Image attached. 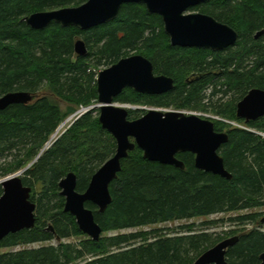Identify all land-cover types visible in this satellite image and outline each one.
Returning a JSON list of instances; mask_svg holds the SVG:
<instances>
[{"label": "trees", "instance_id": "1", "mask_svg": "<svg viewBox=\"0 0 264 264\" xmlns=\"http://www.w3.org/2000/svg\"><path fill=\"white\" fill-rule=\"evenodd\" d=\"M86 1L0 0V97L12 91L35 95L29 104L0 110V180L36 160L68 114L98 104L99 67L113 65L133 52L149 58L155 74L173 77L175 85L159 95L126 88L115 98L116 103L193 110L208 104L218 115L245 122L249 128L226 131L229 142L219 150L231 180L198 169L191 152L177 155L185 164L180 169L150 161L136 147L122 160V169L110 185L112 202L107 209L101 213L96 205L87 203L103 229L100 240L95 241L65 212L60 188V181L73 171L78 176L77 190L85 192L94 173L116 152V139L99 121L100 109L89 110L22 173L24 184L32 187L36 226L0 241L3 248L26 246L0 253V264H71L85 258H92L86 264H194L222 236L194 231L192 225L184 227L187 234L173 237L158 231L103 235L264 206V136L259 133H264V117L246 122L237 116L239 101L254 88L264 89V32L256 37L264 31V0H208L190 9L238 31L235 45L220 51L173 46L162 17L142 3L124 4L116 19L90 29L55 22L34 29L25 21L35 12L80 6ZM79 37L88 48L84 56L75 53ZM57 98L71 105L68 112L62 111ZM134 114L137 112L130 109L129 119L139 118ZM214 124L217 131H223ZM2 193L0 184V196ZM257 217L248 214L236 220ZM74 236L85 238L79 243L27 247ZM237 236V243L227 251V261L260 264L264 230Z\"/></svg>", "mask_w": 264, "mask_h": 264}, {"label": "water", "instance_id": "2", "mask_svg": "<svg viewBox=\"0 0 264 264\" xmlns=\"http://www.w3.org/2000/svg\"><path fill=\"white\" fill-rule=\"evenodd\" d=\"M207 1L87 0L80 6L35 12L25 21L34 29H45L54 22L64 27L90 29L116 19L124 4L142 3L149 12L162 17L165 32L173 46L220 51L235 45L239 38L237 30L209 14L190 11ZM263 32H258L256 37ZM74 48L80 56L88 52L86 42L81 38L75 41ZM97 84L98 104L93 107L100 109L102 127L116 139V152L94 173L85 192L77 190L78 176L73 171L60 181L65 212L76 218L81 231L91 239L99 241L103 229L87 203L96 205L101 213L107 209L112 202L110 185L122 169V160L136 147L144 152L148 160L180 169H185V164L177 155L191 152L195 155L198 169L232 179L219 153L220 148L229 142V134L217 131L212 120L180 110L158 108L148 110L140 118L129 119V108L115 102V98L126 88L151 95L164 94L174 88V78L155 74L154 64L149 58L141 54L122 58L100 71ZM34 96L27 91L6 93L0 97V110L12 104H29ZM237 116L246 122L264 117V89L250 90L237 104ZM25 170L0 180L3 187L0 196V241L10 234L36 226V203L30 198L32 187L26 186L21 177ZM238 239V236H233L222 240L205 251L194 264H230L226 254ZM260 259V264H264V252Z\"/></svg>", "mask_w": 264, "mask_h": 264}, {"label": "rangeland", "instance_id": "3", "mask_svg": "<svg viewBox=\"0 0 264 264\" xmlns=\"http://www.w3.org/2000/svg\"><path fill=\"white\" fill-rule=\"evenodd\" d=\"M242 1V0H239ZM239 20H234V22H236V24L238 25ZM81 38V37H79ZM78 40V38H77ZM135 54H139V53H132L131 55H135ZM112 65H105V66H100L99 70H104L108 67H110ZM210 93V90H208V94ZM231 95V94H229ZM221 95L219 94L218 96L215 97V99H217L218 97H220ZM230 96L226 97V99H224L223 101H227L228 98ZM208 101V99L206 98L205 101L203 103H206ZM57 102L60 105V108L62 109L63 112H68L69 107L71 106L69 103L57 98ZM118 104H122L125 105L130 109H132L133 111H136L137 114H134L133 117H142L144 114H146V112L152 108H158L160 110H180L183 111L187 114H197L201 117L207 118L212 120L214 123H218L219 128H221V130L223 131H229L232 128H249L247 127V125L245 124V122H239L237 120H232L229 118H225L222 117L220 115H218L217 113H215V111L212 108H209L208 104L207 106H205V108H200L198 110H193V109H182V108H175V107H155V106H150V105H141V104H127V103H119ZM82 108L78 107L75 112L68 114L62 121V123L66 120H70L68 122V124L62 128L61 130H59L58 132H60V134L58 135L59 137L53 142L50 143V139L52 138L53 134L50 136L48 142L46 143L45 147L42 149V153H44V151L48 150L49 148H51L53 146V144L59 139L61 138L66 132L67 130L73 125L74 122H76V120H78L83 114L81 113ZM92 110V109H91ZM61 123V124H62ZM61 124L59 125V127L61 126ZM58 127V128H59ZM57 131V130H56ZM261 135L264 136L263 132H259ZM40 152V153H41ZM35 162V160H32L30 163H28L23 170L27 169L28 167H30L31 165H33V163ZM248 214H256L258 215V217L256 218V220L254 221H247V222H241V221H237L236 219L239 218V216L242 215H248ZM233 219H235L236 221H234ZM264 206H258V207H254V208H249V209H245V210H238V211H232V212H225V213H218V214H213L210 216H205V217H195V218H191V219H185V220H175V221H170V222H164V223H158V224H153V225H148V226H143V227H139V228H130V229H124V230H118V231H112L109 233H104L103 236H112V235H117V234H129V233H135V232H140V231H158V234L162 235V236H178V235H183V234H187V230L184 227L187 226H193L192 230H205L208 233L214 234V235H220L222 236V240L233 237V236H237L240 233H245L246 231H250L253 229H262L264 230ZM215 223V224H212ZM189 231V230H188ZM85 237H72V238H68V239H63L62 241L60 240H51V241H47V242H40V243H35V244H31L28 245L27 247L31 248V247H39V246H48V245H59L60 242H72V243H79L81 241V239H83ZM221 240V241H222ZM26 246H16V247H10V248H3L0 247V253H4V252H9V251H16V250H20L25 248ZM92 258H85V259H81L78 261H75L71 264H86L89 260H91Z\"/></svg>", "mask_w": 264, "mask_h": 264}, {"label": "bare ground", "instance_id": "4", "mask_svg": "<svg viewBox=\"0 0 264 264\" xmlns=\"http://www.w3.org/2000/svg\"><path fill=\"white\" fill-rule=\"evenodd\" d=\"M96 105V104H95ZM70 120L68 119V120H66V121H64L62 124H61V126L57 129V132L52 136V138L50 139V143H53L59 136V134H60V132H58L59 130H61L62 128H64L67 124H68V122H69Z\"/></svg>", "mask_w": 264, "mask_h": 264}, {"label": "built area", "instance_id": "5", "mask_svg": "<svg viewBox=\"0 0 264 264\" xmlns=\"http://www.w3.org/2000/svg\"><path fill=\"white\" fill-rule=\"evenodd\" d=\"M81 108H82L81 113L85 114L86 112H88L89 110L93 109L94 107L91 106V107H81Z\"/></svg>", "mask_w": 264, "mask_h": 264}, {"label": "crops", "instance_id": "6", "mask_svg": "<svg viewBox=\"0 0 264 264\" xmlns=\"http://www.w3.org/2000/svg\"><path fill=\"white\" fill-rule=\"evenodd\" d=\"M56 132H57V131H56ZM56 132H55V133H56ZM55 133H54V134H55ZM54 134H53V135H54Z\"/></svg>", "mask_w": 264, "mask_h": 264}]
</instances>
